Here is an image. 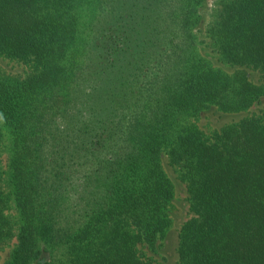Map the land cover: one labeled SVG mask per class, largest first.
I'll use <instances>...</instances> for the list:
<instances>
[{
  "label": "trees",
  "instance_id": "1",
  "mask_svg": "<svg viewBox=\"0 0 264 264\" xmlns=\"http://www.w3.org/2000/svg\"><path fill=\"white\" fill-rule=\"evenodd\" d=\"M205 1L0 0V55L28 66H0V264H155L163 153L192 212L178 264H264V109L196 123L264 96V0H217L205 30L233 72L199 53Z\"/></svg>",
  "mask_w": 264,
  "mask_h": 264
},
{
  "label": "rangeland",
  "instance_id": "2",
  "mask_svg": "<svg viewBox=\"0 0 264 264\" xmlns=\"http://www.w3.org/2000/svg\"><path fill=\"white\" fill-rule=\"evenodd\" d=\"M217 2V0H206L204 5L201 7L203 18L200 24V30L197 33L198 40L200 41L199 53L203 57L211 60L215 66L223 67L224 69L233 72L235 67L228 66L221 61L219 53L210 44V38L208 37L205 30L207 24L213 17V10ZM0 66L14 73H25L28 70V66L23 62L13 60L1 55ZM248 71L253 81H255L256 83H261L263 81L259 71L253 69H249ZM262 109H264V96L262 97L260 102L244 111L226 112L219 109L217 106H208L201 111L196 123L206 132H212L221 129L227 124L239 121L252 113H260ZM162 155V162L165 167L164 169L166 170L168 176H170V178L172 179L175 186V195L172 199L171 210L173 224L169 229L166 237L163 238L162 244L158 247V250H150L149 254L154 257L155 264H178L180 229L184 222L192 216V212L190 211V203L185 182L180 179L178 172L170 162L169 156L164 153ZM9 212L13 215H16V211L14 208ZM12 247L13 244L5 247L2 252V262L9 256ZM62 251V248L57 247L54 249L53 256H50L49 253H43L42 259L40 260L41 264H58L62 259ZM51 257H55V259H52Z\"/></svg>",
  "mask_w": 264,
  "mask_h": 264
}]
</instances>
